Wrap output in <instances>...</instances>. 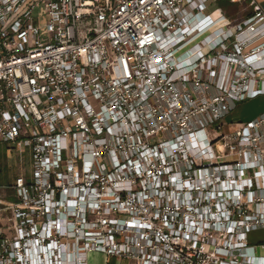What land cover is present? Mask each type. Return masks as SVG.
I'll return each mask as SVG.
<instances>
[{"label": "built area", "instance_id": "1", "mask_svg": "<svg viewBox=\"0 0 264 264\" xmlns=\"http://www.w3.org/2000/svg\"><path fill=\"white\" fill-rule=\"evenodd\" d=\"M0 0V264H264V0ZM215 2L216 0H212Z\"/></svg>", "mask_w": 264, "mask_h": 264}, {"label": "rangeland", "instance_id": "2", "mask_svg": "<svg viewBox=\"0 0 264 264\" xmlns=\"http://www.w3.org/2000/svg\"><path fill=\"white\" fill-rule=\"evenodd\" d=\"M246 3L247 2L231 4L229 0H216L215 2L212 0L208 1L211 9L216 7L227 9L225 12L227 15L228 13L234 15L245 14L246 11L239 13V9L244 7ZM261 113H264V95L238 102L236 107L226 116L224 121L227 124H237L239 122H245L253 119ZM30 167V150L28 147L24 146L23 141H17L15 145L0 143V197L7 198L9 200H16L17 198L14 193L2 186L10 184L17 176H28ZM250 234L249 236H256V238L262 240V242L264 241V231H258ZM259 243L260 242H255V244ZM89 263L132 264L130 261L122 258H113L110 260L105 254L95 251L89 253Z\"/></svg>", "mask_w": 264, "mask_h": 264}, {"label": "crops", "instance_id": "3", "mask_svg": "<svg viewBox=\"0 0 264 264\" xmlns=\"http://www.w3.org/2000/svg\"><path fill=\"white\" fill-rule=\"evenodd\" d=\"M258 231H264V228H261V229H257V230H255V231H251L250 233H255V232H258ZM249 233V234H250ZM251 235V234H250ZM249 240H250V242L252 243V244H255V242H260L259 244H261V243H264V241L262 242V240H259L258 238H256V236H249Z\"/></svg>", "mask_w": 264, "mask_h": 264}]
</instances>
